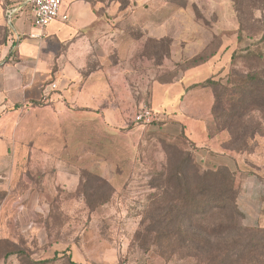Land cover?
<instances>
[{"label":"crops","instance_id":"obj_1","mask_svg":"<svg viewBox=\"0 0 264 264\" xmlns=\"http://www.w3.org/2000/svg\"><path fill=\"white\" fill-rule=\"evenodd\" d=\"M27 1L0 0V138L7 134L26 139V166L44 171L38 176L32 173L26 190L16 188L4 197L0 239L15 248L17 237L23 235L35 260L57 257V264H117L120 256L110 243L81 245L50 239L48 227L36 213L40 202L53 198L57 188L71 194L78 191L82 168H108L106 150L113 133L118 127H126L128 134L137 132L138 128L129 127L137 125L133 115L147 101L163 113V121L151 128L162 139H186L194 145L195 158L208 167L229 161L232 155L223 149L225 132L212 136L208 128L214 92L201 85L224 64H215L212 58L176 75L181 41L165 26L175 20L176 12L188 8L177 0L161 6L160 0H128L126 6L120 0H64L60 13L68 18L59 17L43 30L34 26ZM124 22L136 32L124 29ZM183 39L188 41L184 42L188 59L206 46L194 51L192 34ZM161 45L167 48L165 62ZM165 67L168 75L162 79ZM41 100L53 109L52 114L33 112L38 105L28 114H18L22 110L18 104ZM51 137L56 140H48ZM86 145L90 160L84 163L77 155ZM13 151L12 165L17 169V155L23 150L16 145ZM0 153L4 154L1 145ZM49 169L60 171L50 174ZM49 174L57 177L53 185ZM1 256L0 262L5 260ZM127 263L171 264L157 252L130 255Z\"/></svg>","mask_w":264,"mask_h":264},{"label":"rangeland","instance_id":"obj_2","mask_svg":"<svg viewBox=\"0 0 264 264\" xmlns=\"http://www.w3.org/2000/svg\"><path fill=\"white\" fill-rule=\"evenodd\" d=\"M167 1L160 0L159 6ZM177 2L187 4L188 8L176 12L175 20L165 26V30H173L178 42L181 41L176 75L198 61L215 58V64L222 62L224 67L215 69L208 79H214L227 87H215L223 100L229 96L241 99L248 96L249 90L239 89L240 80L246 74L256 78L252 81V85L258 88L254 95L264 97V57H250L248 53L249 49L264 53V0H237V3L234 0ZM236 7L241 11V22ZM131 10L129 8L128 13ZM192 14L196 15L193 21L190 20ZM129 24L124 22L122 26L135 33L136 28ZM190 33L194 38V51L206 45L197 59L196 56L195 59H188L185 54L187 48L184 42L188 41L183 38ZM166 49L161 45L162 62L167 55ZM235 50L236 58L232 61L231 56ZM170 65L173 66L172 60ZM161 70L160 77L167 78V67ZM169 74L173 75V71ZM231 80H236V88L229 83ZM147 104L150 105L148 101ZM26 105L28 107L24 108ZM46 105L41 100L38 104L40 108L33 112L52 114L53 109ZM36 106L30 102L16 107H22L18 114H28L27 111ZM223 108L224 105H220L218 110L223 111ZM238 111L241 112L240 109ZM241 115L236 114V118ZM231 122L217 123L214 120L211 126L214 130L225 128L223 149L232 155L229 161H222L220 166L235 178L241 215L236 217L234 224L264 229V111L245 114L242 122L237 123V127L233 126L236 136L228 131ZM133 125L129 129L138 128L135 133L128 134L125 132L126 127H118L113 133L111 145L106 150L108 168H82L78 191L71 194L66 189L57 188L53 198L40 202V211L36 213L40 223L48 227L50 239H63L81 245L84 241L110 243L120 256L117 264L127 262L130 255L139 256L147 252L163 253L171 264H236V250L231 252L230 257L224 258L221 254L213 253L206 239L199 241L197 236H192L193 232L208 236L209 232L226 227V224L220 225L223 221L221 215L214 212L195 216L188 214L178 221L170 213V206L178 202L177 196H180L179 190L174 187L180 180L170 174L175 173L179 165L195 153L194 146L186 139L179 142L162 139L158 132L151 130L152 125ZM245 134L247 136L242 137ZM48 140L56 139L51 137ZM25 142L26 139L19 135L9 137L6 134L0 138L1 149L4 151L0 156H5V160H0V209L4 197L14 193L16 188L26 190L28 180L33 178L32 173L38 176L44 171L31 170L26 166L28 158L24 152ZM16 145L23 150L17 155L20 159L17 169L12 165ZM88 150V145L84 146V151L77 155V159L84 163L90 160ZM100 154L104 155L102 152ZM68 156L71 158L72 153ZM201 161L198 160L199 164L208 167L207 163ZM56 171L60 170L49 169L50 174ZM50 174L49 184L53 185L57 177ZM17 240V246L12 248L7 241L0 239V254L5 258L0 263L40 264L34 261V251L27 244L26 238L20 235ZM212 242L216 243L214 239ZM204 246L209 249L207 253L196 252V247ZM57 261L56 257L50 264H57Z\"/></svg>","mask_w":264,"mask_h":264},{"label":"trees","instance_id":"obj_3","mask_svg":"<svg viewBox=\"0 0 264 264\" xmlns=\"http://www.w3.org/2000/svg\"><path fill=\"white\" fill-rule=\"evenodd\" d=\"M120 1L123 6L128 4V0ZM235 1L237 3V0H234V2ZM236 11L238 12L241 22L240 8L236 7ZM248 53L250 57H264V53L258 50L249 49ZM236 54L235 50L231 56L232 61L235 60ZM205 61H207V59L198 61V63L194 65ZM255 80V76L251 74L243 75L240 80L241 86L239 89L249 90L248 96L243 99L229 96L225 98L226 100H223L220 93L216 92V86L227 88L220 82L214 79H208L201 83L203 86H210L214 92L212 121L215 120L217 123L228 120L232 121L227 127L232 136H236L233 126L235 125L237 127V123L242 122L245 114L264 111V97L258 98L254 95L258 89L257 86L252 85V81ZM229 83L236 88V80H231ZM34 104L38 105L39 103L36 102ZM220 105H224L223 111L218 110ZM238 109H240L241 112H239ZM236 114L242 115L236 118ZM211 122L208 125L210 135L213 136L225 131V128L222 127L214 130L211 126ZM246 136L245 134L242 137ZM191 145L194 146L192 143ZM184 168L187 170L186 172ZM170 176H174L180 180V182L178 181L174 185L176 190H179L180 193V196H177L178 202H174L170 206V213L174 215L176 220L181 221V217L187 216L188 214L195 216L214 212L218 213L223 218L220 225L223 226L226 224V227H221L219 231L209 232L208 236H203V233L193 232V237L197 236L199 241L200 239H206L208 242L206 244L212 246L211 249H213V253L221 254L224 258L230 257L231 252L236 250V264H264V229L241 227L234 224V220L241 215V212L237 203V190L233 175L221 166L203 167L199 164L194 154H191L179 165L177 171L170 174ZM181 192L183 195H181ZM213 239L216 243L212 242ZM195 250L203 254L209 251L205 246L202 248L196 247ZM159 254L170 262L163 253ZM55 259L56 258L34 261L40 264H50L54 262Z\"/></svg>","mask_w":264,"mask_h":264},{"label":"built area","instance_id":"obj_4","mask_svg":"<svg viewBox=\"0 0 264 264\" xmlns=\"http://www.w3.org/2000/svg\"><path fill=\"white\" fill-rule=\"evenodd\" d=\"M64 0H28L26 4L32 14V21L35 27L43 30L51 22L59 17L67 19V15H61L60 9ZM35 37L34 34H32ZM37 36V35H36ZM55 83L52 84V88H56ZM163 113L156 110L151 105L145 104L141 106L134 115V122L143 125L150 126L160 124L163 121ZM119 264H128L127 262H121Z\"/></svg>","mask_w":264,"mask_h":264}]
</instances>
